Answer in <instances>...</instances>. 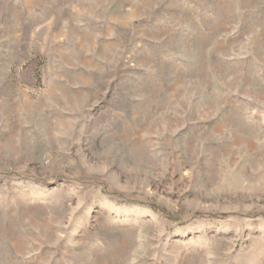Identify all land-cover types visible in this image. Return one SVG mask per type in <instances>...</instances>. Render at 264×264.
Segmentation results:
<instances>
[{"label": "rangeland", "instance_id": "374dc122", "mask_svg": "<svg viewBox=\"0 0 264 264\" xmlns=\"http://www.w3.org/2000/svg\"><path fill=\"white\" fill-rule=\"evenodd\" d=\"M0 264H264V0H0Z\"/></svg>", "mask_w": 264, "mask_h": 264}]
</instances>
